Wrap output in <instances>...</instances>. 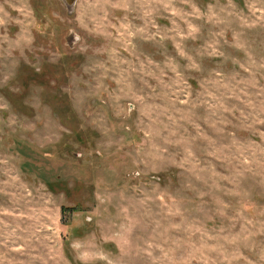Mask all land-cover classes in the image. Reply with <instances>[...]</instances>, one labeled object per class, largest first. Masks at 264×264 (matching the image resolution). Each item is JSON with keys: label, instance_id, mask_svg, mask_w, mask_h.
<instances>
[{"label": "rangeland", "instance_id": "obj_1", "mask_svg": "<svg viewBox=\"0 0 264 264\" xmlns=\"http://www.w3.org/2000/svg\"><path fill=\"white\" fill-rule=\"evenodd\" d=\"M0 264H264V0H0Z\"/></svg>", "mask_w": 264, "mask_h": 264}, {"label": "water", "instance_id": "obj_2", "mask_svg": "<svg viewBox=\"0 0 264 264\" xmlns=\"http://www.w3.org/2000/svg\"><path fill=\"white\" fill-rule=\"evenodd\" d=\"M69 8H72L73 5L76 3V0H65Z\"/></svg>", "mask_w": 264, "mask_h": 264}]
</instances>
